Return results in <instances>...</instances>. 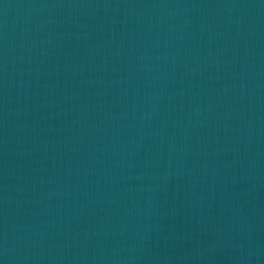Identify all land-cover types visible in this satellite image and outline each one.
<instances>
[{"label": "water", "instance_id": "1", "mask_svg": "<svg viewBox=\"0 0 264 264\" xmlns=\"http://www.w3.org/2000/svg\"><path fill=\"white\" fill-rule=\"evenodd\" d=\"M264 165V0H0V264H85Z\"/></svg>", "mask_w": 264, "mask_h": 264}]
</instances>
